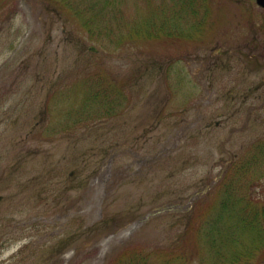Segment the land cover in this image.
I'll use <instances>...</instances> for the list:
<instances>
[{
  "label": "rangeland",
  "instance_id": "obj_1",
  "mask_svg": "<svg viewBox=\"0 0 264 264\" xmlns=\"http://www.w3.org/2000/svg\"><path fill=\"white\" fill-rule=\"evenodd\" d=\"M7 3L16 13L0 18V264H117L161 249L238 167L249 169L234 172L246 176L243 193L264 204V145L252 144L264 125L245 128L234 97L238 63L255 53L248 25L264 42L256 0H207L194 36L161 39L137 35L134 20L162 1L127 0L133 41L108 49L59 6ZM166 25L156 29L175 32ZM95 88L109 97L87 99ZM188 251L197 264L200 249Z\"/></svg>",
  "mask_w": 264,
  "mask_h": 264
},
{
  "label": "trees",
  "instance_id": "obj_2",
  "mask_svg": "<svg viewBox=\"0 0 264 264\" xmlns=\"http://www.w3.org/2000/svg\"><path fill=\"white\" fill-rule=\"evenodd\" d=\"M8 1L0 0V18L6 17V21L16 13V8L13 10L12 6H8ZM45 1L73 15L89 34L90 41L104 48H120L133 41V35L127 32L131 22H127L124 9L127 0ZM161 1L156 12H149L143 18L137 13L139 17L134 20L136 25H140L137 26L140 30L135 31L137 35L146 39H161L162 33L191 37L194 36L193 31L199 30V25L203 26L210 17L207 0ZM167 5H170L173 12L170 17L166 15L161 18L160 12L167 14ZM159 22L174 26L172 28L175 32L164 31L162 26L156 29ZM106 91H96L95 88L87 99L95 100L99 96L108 98L109 93ZM257 149L261 151L259 147ZM261 152L264 155V150ZM254 161L257 159L254 158ZM243 170L246 171L241 167L233 169V175L220 183L212 202L200 208L198 217L185 227V236L181 234L168 238L167 244L164 242L161 249L143 248L125 254L117 264H193V254L188 251L191 246L200 249L195 260L197 264L260 263L264 259V204L253 193H243L246 176L235 174L237 171L243 173Z\"/></svg>",
  "mask_w": 264,
  "mask_h": 264
},
{
  "label": "flooded vegetation",
  "instance_id": "obj_3",
  "mask_svg": "<svg viewBox=\"0 0 264 264\" xmlns=\"http://www.w3.org/2000/svg\"><path fill=\"white\" fill-rule=\"evenodd\" d=\"M248 26L250 28L249 41H252L248 52L252 50L255 53L250 55L253 58L250 62H246L243 58L240 59L238 65L241 67V77L236 80L234 86L237 93L234 96L237 101L235 115L241 118L244 117L245 128H248L249 124H251V127L258 123L264 125V42L260 31L255 29L253 25ZM261 44H263L262 47ZM240 48L244 49L242 46ZM214 66L217 68L218 64L211 60V73ZM208 80L210 81V79ZM215 126L220 127L221 121L215 122ZM209 127H211V124H209ZM259 142L264 144L262 141Z\"/></svg>",
  "mask_w": 264,
  "mask_h": 264
},
{
  "label": "water",
  "instance_id": "obj_4",
  "mask_svg": "<svg viewBox=\"0 0 264 264\" xmlns=\"http://www.w3.org/2000/svg\"><path fill=\"white\" fill-rule=\"evenodd\" d=\"M258 4L261 5L262 7H264V0H257ZM90 51L93 52H98L97 48H95L94 46L89 47Z\"/></svg>",
  "mask_w": 264,
  "mask_h": 264
}]
</instances>
